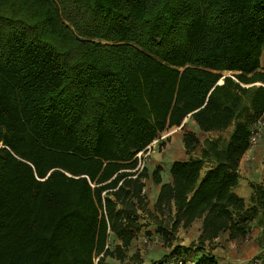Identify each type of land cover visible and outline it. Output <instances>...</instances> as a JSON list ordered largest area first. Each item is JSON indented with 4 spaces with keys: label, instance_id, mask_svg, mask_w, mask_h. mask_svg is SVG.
Listing matches in <instances>:
<instances>
[{
    "label": "trees",
    "instance_id": "trees-1",
    "mask_svg": "<svg viewBox=\"0 0 264 264\" xmlns=\"http://www.w3.org/2000/svg\"><path fill=\"white\" fill-rule=\"evenodd\" d=\"M263 57L264 0H0V264H145L131 250L149 177L136 155L188 116L233 128L175 160L171 182L153 170L160 218L144 234L167 247L148 264H218L203 249L223 233L245 239L256 221L264 234V184L249 203L234 192ZM183 142L200 145L192 130ZM200 218L198 239L173 245Z\"/></svg>",
    "mask_w": 264,
    "mask_h": 264
},
{
    "label": "crops",
    "instance_id": "crops-1",
    "mask_svg": "<svg viewBox=\"0 0 264 264\" xmlns=\"http://www.w3.org/2000/svg\"><path fill=\"white\" fill-rule=\"evenodd\" d=\"M262 66L264 67V57L262 59ZM185 122H190L188 125L190 126V130L194 132H198L199 128L197 127V124L195 121L190 120V116H188L185 120ZM178 132L174 136L171 137L170 142H167L166 145V151L172 152L174 148V143L177 141L178 138ZM209 134L208 132H205ZM205 138H210L209 136H205ZM204 138V139H205ZM181 147L184 149V142H183V132L181 136ZM252 158V159H251ZM175 160L179 159H169V156L162 157L161 161L159 162V165H162L164 167L163 172L165 174V177H163L164 183H169L172 181L171 176V165ZM264 138L261 140L260 144L253 148H250L246 151L244 154V157L241 159L239 164V173L240 178L238 185L235 187L234 192H236L238 195L245 198L246 202L249 203L250 197L252 194V183L257 184H264ZM211 166L205 165L204 169L202 170V176L206 173L208 169H210ZM147 186V185H146ZM160 189V187H159ZM159 191V190H158ZM157 191V193H158ZM202 223L203 219H197L192 224V229L188 230V232L184 229L182 233H178L177 237L181 238L180 244H185V246H188L191 244L195 239H198L199 235L202 231ZM253 225V222H252ZM196 227V231H195ZM146 229L145 227L143 230ZM187 229V228H186ZM253 236L260 237L261 235V229L259 227L251 228ZM196 233L195 235H193ZM193 235V236H191ZM140 236V234L138 235ZM256 238L251 239L248 235L245 239H230L229 232L223 233L219 238H216L213 243H211V246L213 247V255L216 257V260L219 264H236V263H242L243 261H246V257L254 256L258 252H260L259 244L256 241ZM136 239L133 241L132 247L136 243ZM264 250V249H262ZM138 251V250H137ZM250 253V254H249ZM142 257L144 258L143 254L140 252Z\"/></svg>",
    "mask_w": 264,
    "mask_h": 264
},
{
    "label": "rangeland",
    "instance_id": "rangeland-1",
    "mask_svg": "<svg viewBox=\"0 0 264 264\" xmlns=\"http://www.w3.org/2000/svg\"><path fill=\"white\" fill-rule=\"evenodd\" d=\"M233 74H234L233 72H229L227 74H226V72H224V75H233ZM190 120H192V119H190ZM189 123L190 122H188L184 127L181 125V126L169 128L166 131H164L162 134H160V135H164L165 138L160 141L159 147L156 148L157 149L156 152H154L152 155L148 156L149 159L146 161L145 166L149 168V177L144 180L145 183L147 184L146 191L144 192V194L146 196V200H147V209H146V211L140 210V212H139L140 216H141V222L144 224L146 229H144L143 233H141L140 235L144 234L145 232H154L157 228V223H159L160 215L158 212L155 211L154 204H155L156 197H157V191L159 190L160 185L154 184L152 177H151V174H152L153 170H155L157 167H159L161 169V171L164 170V167H162V165H159V162L161 161L162 157L164 158L165 156H169V159L181 160V159H188L190 157V155H193V156L194 155H200L201 150L203 148V142L206 139L205 136H209L210 138H217V137L221 136L223 139H228L229 134L231 132V129L233 128V126H231L223 132H210V133L208 132L209 134H207L201 130H198V132L196 131L195 134L200 140V145L194 153L187 154L185 147H184V149L182 147L180 149L179 146L181 145L182 132L184 135L185 131L190 130V126L188 125ZM176 132H178L177 134H178L179 139L177 141H175L174 148H173L172 152L171 153H170V151L167 152L165 150L167 142H170L171 137L174 136L176 134ZM243 157H244V155H243ZM206 165L211 166L210 163H208ZM161 174L163 177H165V174L163 172H161ZM165 215L168 216L169 215L168 212H166ZM258 225L259 224L256 221H253V225L251 224V228L252 227L257 228V227H259ZM184 229H183V227H180L179 231L176 234L175 240L173 241V245L180 244L181 238L177 237V235H178V233H182ZM190 229H192V225L189 226L185 230L188 232V230H190ZM195 231H196V227H195ZM195 234L196 233H194L193 235H195ZM248 234H249L251 239L256 238L255 236L251 235L252 230H250V232ZM193 235H191V236H193ZM136 240L137 241L131 250L133 252L135 250H138L139 252H141L144 256L143 261L145 262V264H148L149 262H154L153 260H155V262H157V263H159L163 260L162 256L165 252V250L163 248L167 247L166 244H164L163 246H161V245L145 246L141 242L140 236H138L136 238ZM196 240L197 239H195V241ZM256 241L258 242L259 248L261 249L260 252H258L254 256L250 255L249 257H246V261H243L242 263H236V264H254V259L256 256L260 260L259 264H264V250H262V249H264V234L262 233V231H261L260 237L256 238ZM182 245H185V244H182ZM190 245L191 244H189V246ZM213 247H215V246H211V245L206 246L205 249H203V251H205V252L207 251L208 253L213 254L212 253V251L214 249ZM199 252H201V251H199ZM115 264H124V262L122 263L120 261H117V262L115 261ZM230 264H232V263H230Z\"/></svg>",
    "mask_w": 264,
    "mask_h": 264
},
{
    "label": "built area",
    "instance_id": "built-area-1",
    "mask_svg": "<svg viewBox=\"0 0 264 264\" xmlns=\"http://www.w3.org/2000/svg\"><path fill=\"white\" fill-rule=\"evenodd\" d=\"M251 136H250V148H255L259 145L260 141L264 138V112L258 118V120L253 124L251 127ZM164 135H159L149 146H147L144 150L137 153L136 158L138 159V165L136 170L141 171L145 165L146 161L149 159L148 156L152 155L156 152V148L159 147V143L162 139H164ZM249 148V149H250ZM146 191V187L144 188L143 192ZM140 240L145 246H155L161 245L162 239L158 235H151L148 236L146 234L140 235ZM192 258H185V257H172L168 264H194ZM260 260L256 256L254 259V264H259Z\"/></svg>",
    "mask_w": 264,
    "mask_h": 264
},
{
    "label": "bare ground",
    "instance_id": "bare-ground-1",
    "mask_svg": "<svg viewBox=\"0 0 264 264\" xmlns=\"http://www.w3.org/2000/svg\"><path fill=\"white\" fill-rule=\"evenodd\" d=\"M227 73H229V72H226V74H227ZM222 81H223V80L221 79V82H222Z\"/></svg>",
    "mask_w": 264,
    "mask_h": 264
},
{
    "label": "water",
    "instance_id": "water-1",
    "mask_svg": "<svg viewBox=\"0 0 264 264\" xmlns=\"http://www.w3.org/2000/svg\"><path fill=\"white\" fill-rule=\"evenodd\" d=\"M260 84V83H259Z\"/></svg>",
    "mask_w": 264,
    "mask_h": 264
}]
</instances>
